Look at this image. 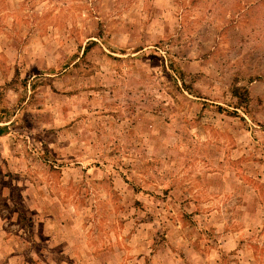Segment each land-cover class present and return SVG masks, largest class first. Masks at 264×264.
<instances>
[{
	"label": "rangeland",
	"instance_id": "obj_1",
	"mask_svg": "<svg viewBox=\"0 0 264 264\" xmlns=\"http://www.w3.org/2000/svg\"><path fill=\"white\" fill-rule=\"evenodd\" d=\"M0 264H264V0H0Z\"/></svg>",
	"mask_w": 264,
	"mask_h": 264
},
{
	"label": "trees",
	"instance_id": "obj_2",
	"mask_svg": "<svg viewBox=\"0 0 264 264\" xmlns=\"http://www.w3.org/2000/svg\"><path fill=\"white\" fill-rule=\"evenodd\" d=\"M234 93V96L237 97L239 100V108L244 109L248 100L246 93H244L241 89H236Z\"/></svg>",
	"mask_w": 264,
	"mask_h": 264
}]
</instances>
